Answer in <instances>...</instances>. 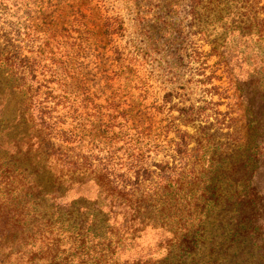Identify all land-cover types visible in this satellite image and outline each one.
I'll use <instances>...</instances> for the list:
<instances>
[{"label":"rangeland","instance_id":"374dc122","mask_svg":"<svg viewBox=\"0 0 264 264\" xmlns=\"http://www.w3.org/2000/svg\"><path fill=\"white\" fill-rule=\"evenodd\" d=\"M206 3L193 10L190 0H0V24L5 18L14 23L13 40L0 42V49L17 46V54H0V73L37 75L27 81L33 100H26L25 87L13 88L0 76L4 149L10 155L31 150L35 157L48 133L38 122L41 112L60 136L72 138L64 143L55 138L58 145L73 157L107 164L121 189L132 186L133 170L152 172L163 160H173L171 141L178 130L190 133L191 148L203 147L208 156L228 139L231 149L237 147L233 137H249L251 146L257 130L247 129L252 117L244 112L253 113L264 81V40L248 19L257 7L254 0H230L221 8ZM108 18L124 24L121 33H105ZM191 106L198 110L183 114ZM4 166L0 161V198L16 181ZM39 178L45 182L49 172ZM65 191L62 201L46 199L48 207L65 209L79 197L104 205L97 184L81 191L65 185ZM109 195L116 196L113 188ZM109 217L117 238L124 214ZM171 237L165 229L148 227L128 240L120 263L164 259L174 247ZM46 244L36 241L37 248Z\"/></svg>","mask_w":264,"mask_h":264},{"label":"trees","instance_id":"16d2710c","mask_svg":"<svg viewBox=\"0 0 264 264\" xmlns=\"http://www.w3.org/2000/svg\"><path fill=\"white\" fill-rule=\"evenodd\" d=\"M229 1L190 0L193 10L206 2L221 8ZM254 5L257 10L248 19L259 26L264 40V4L254 0ZM114 20L108 18L104 24L108 35L124 29L119 19ZM1 24L0 42L12 41L14 23L5 18ZM4 47L0 54H17V46ZM25 60L27 57L17 61ZM6 71L0 76L13 88L25 87L26 100H33V87H27V81L33 82L37 75ZM263 82L253 113L244 112L252 117L247 129L257 130L251 146L249 137H233L237 147L231 149L228 144L233 141L228 139L208 156L201 153L203 147L191 148L190 133L178 130L171 141L173 160H163L152 172L142 167L133 170L135 181L130 188L120 189L116 171L102 161L94 165L86 155L71 156L55 138L63 143L72 138L60 136L56 126L39 112L38 122L48 133L35 157L31 150L10 155L0 141L5 175L17 181L11 182L13 191L0 198V264H121L119 253L128 240L134 241L148 227L169 231L174 246L154 264H264ZM251 101L247 102L250 109ZM194 110L198 109L191 106L183 114L193 115ZM41 172H49L50 180L41 181ZM88 183L100 187L103 206L79 197L65 209L48 207L46 199L64 200L65 185L81 191ZM109 187L115 190V197H110ZM107 209L110 214H124L117 238ZM38 240L47 244L37 248Z\"/></svg>","mask_w":264,"mask_h":264}]
</instances>
